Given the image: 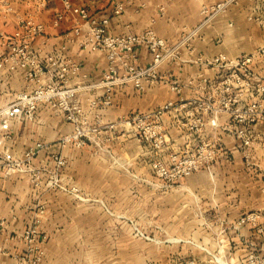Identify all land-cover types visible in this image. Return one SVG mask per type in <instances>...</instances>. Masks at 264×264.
Returning <instances> with one entry per match:
<instances>
[{
  "label": "crops",
  "instance_id": "crops-1",
  "mask_svg": "<svg viewBox=\"0 0 264 264\" xmlns=\"http://www.w3.org/2000/svg\"><path fill=\"white\" fill-rule=\"evenodd\" d=\"M118 1L125 8L120 14L111 15ZM222 1L70 0L72 5L85 7L92 17L107 16L106 29L111 35L152 29L174 47L175 57L162 61L155 71L169 73L184 83L186 109L192 99L203 95L204 89L195 83L221 74L205 64L206 58L218 53L233 58L264 44V24L241 19L252 14L250 0H232L215 20L212 16L201 21L203 5ZM10 2L11 13L0 10V27L10 29L18 17L29 16L49 25L51 44L63 43L73 21L82 23L79 15L64 9L60 0ZM35 10H39L38 15L32 16ZM59 12L64 13L63 19L57 26H51ZM136 49L137 66L151 65L147 49L142 46ZM66 53L81 64L68 83L80 89V101L86 112V118L82 119L84 126L95 129L89 131L80 146L63 140L74 132V124L58 108L45 102L37 105L32 119L0 116V264H18L17 257L26 247L25 232L31 228L36 229L42 240L44 255L40 264H84L81 238L95 236L106 240L102 246L95 244V247L89 242L92 249L88 250L89 260L85 264H97L98 252L106 254L108 264H188L189 261L209 264L206 258L198 262L195 256L209 250L223 252L229 264H245L243 255L250 249L247 242L264 249V125L256 126L263 143L254 149L248 161L251 164L235 149V141L224 136L226 153L213 164L212 175L200 169L168 186L149 175L154 154L130 126L119 122L135 111L150 112L171 99L176 107L161 117L171 148L195 145L202 134L189 137L176 125L184 111L177 109L178 97L170 92L167 82L143 81V89L138 90L130 79H123L120 69L111 86L108 105L90 108L88 100L102 99L104 92L99 82L107 64L105 54L83 51L76 44H68ZM251 67L255 73L264 75L262 58L256 59ZM189 79L193 80L192 84H186ZM5 80L0 84V110L10 104L14 92L25 87L18 71L7 75ZM244 95L247 93L243 89L241 96ZM227 119L226 113L220 117L221 121ZM37 143L42 146L37 148ZM29 150L34 154L28 166L4 168L6 156L23 159ZM57 158L63 160L61 166H57ZM249 211L258 214L256 225L263 229L262 233L247 222L235 227L236 220ZM128 219L148 222L151 226L148 233L155 241L135 238L137 234L130 232ZM130 254L136 255V261ZM148 254H152L149 259Z\"/></svg>",
  "mask_w": 264,
  "mask_h": 264
},
{
  "label": "built area",
  "instance_id": "built-area-1",
  "mask_svg": "<svg viewBox=\"0 0 264 264\" xmlns=\"http://www.w3.org/2000/svg\"><path fill=\"white\" fill-rule=\"evenodd\" d=\"M41 1L44 3L47 0ZM60 1L64 9L78 14L82 20V23L75 20L70 24L63 43L51 44L50 35L47 33L49 25L29 16L18 17L10 29L0 27V84L7 75L11 76L17 71L25 81V87L13 93L12 101L0 110V116L32 119L37 105L45 102L58 108L63 117L74 124V132L63 140L72 141L76 146L82 145L84 138H88L89 131H94L95 128L84 126L82 119L86 118V112L80 101V89L68 83L69 77L76 75L81 65L66 53L68 44H76L83 51L103 52L107 61L99 82L104 88L102 99L88 100L90 108H104L108 105L111 86L121 69L123 79H130L138 90L143 89V81L148 84L167 82L170 92L178 97L177 109L182 108L184 111L176 125L189 137L200 134L203 136L207 132L211 134L202 137L192 149L184 147L173 150L168 132L161 124L162 115L176 107L171 99L150 112L135 111L119 120L130 126L148 151L154 154L151 168L153 174L164 184L169 186L179 183L200 169L209 170L211 164L226 153L224 136L235 141V149L242 152L247 164L252 163L248 161L254 155V149L263 143L256 126L264 125V75L255 73L251 66L258 58L264 61V44L233 58L224 53L206 58L205 64L213 66L221 74L217 78L199 79L195 86L204 89L203 95L192 99V107L188 105L186 109L183 107L184 83L169 73L155 71L162 61L175 57L174 47L169 46L151 29L137 34L111 35L106 29L107 16L92 17L85 7L72 5L70 0ZM124 8L123 2H115L111 15L120 14ZM0 10L11 13L13 8L10 0H0ZM63 17V12L57 13L51 26H57ZM138 46L146 48L151 54V65L137 66ZM4 70L8 74H3ZM192 82L189 79L186 84ZM243 89L247 95L241 96ZM223 113L228 114L225 121L220 120ZM2 124L5 126L6 120L3 119ZM41 146V143L36 144L37 148ZM33 154L29 150L23 159L6 156L3 166L6 170L23 169L28 166ZM56 163L61 166L64 162L57 158ZM257 218L258 214L255 212L246 213L236 220L235 227L247 222L262 233L263 229L257 228ZM136 234L144 236L138 229ZM24 239L26 247L17 257L18 264H40L44 249L36 229H28ZM247 244L250 248L247 264H264V256L258 257L254 254L253 243L249 241ZM188 264L194 262L189 261Z\"/></svg>",
  "mask_w": 264,
  "mask_h": 264
},
{
  "label": "rangeland",
  "instance_id": "rangeland-1",
  "mask_svg": "<svg viewBox=\"0 0 264 264\" xmlns=\"http://www.w3.org/2000/svg\"><path fill=\"white\" fill-rule=\"evenodd\" d=\"M231 1L232 0H223L222 2L217 3V4H213V5L206 4V5H203L204 10H203V13H202V19H201V21L210 19L212 16L214 17V20H215V18H216V16L218 14H220L222 11H224V10L227 9V7L231 3ZM39 2H40V0H39ZM250 4L253 7L251 9V12H252L251 16L249 14H247L246 16H243L241 19L242 20L246 19L247 21H252L254 23L257 22V23H260V26H263V24H264V0H250ZM218 5H219V7H218ZM159 8H161V11L163 10V6H160ZM38 12H39V10H35L34 13H31V15L32 16H37L38 15ZM249 19H251V20H249ZM230 21L231 20H229V22L227 24L228 27H230V25L232 23V21L231 22ZM226 22H225V24H226ZM251 40L253 41V39H251ZM254 40H257V39H254ZM258 46H260V44L259 45H256L254 48L247 49L246 51L247 52H250V51L254 50L255 48H257ZM247 47H249V46H247ZM246 51H242L240 54L242 55L243 53H247ZM210 135L211 134L209 132H207L206 135L203 134L202 137H208ZM194 146L195 145H193L189 149L194 148ZM213 164H211V168H212ZM211 168H209V170L206 169L207 172L210 175L213 174V172L211 171ZM149 175L155 176L153 174V171H152V174H149ZM66 191H68V189H66ZM247 213H251V211H249ZM126 221H127L126 223L129 225V230H130L131 233H134L135 234L136 233V229H138L144 235V236H140L138 234L137 235H134L133 234L135 236V238H137V239H144L146 241H152V242L155 241V238L152 236V234L151 233H148V228L151 229V226H150V224L148 222H144L143 221V222H140L139 223L135 219H128ZM105 240H106V238L101 237V236H95V237H92V238H90V237H82L81 238V247H82V251L84 252V253L82 252V254H81V260L84 261V264H85V261H88L89 260V255L90 254L88 253V250H89V248H91V246L89 245V242L90 241L93 242V245L95 247V244H97V245H101L102 244L103 245V243L105 242ZM99 248L100 247H98V249ZM147 249H148L149 252H152L151 251V248H147ZM98 253L96 254L97 264H108V258L105 257L106 254H98ZM254 254L256 256H258V257L264 256V249H257L255 247ZM151 255L152 254H148V256H147L148 259L150 258ZM248 255H249L248 251H247V253L245 255H243V259H244L245 264H247ZM130 256L133 258L134 261H136V255L135 254H130ZM195 256H196V260L198 262L200 260H203V262H204V259L203 258H206L207 260H209V264H229L228 258H227V256H224V253L223 252H220L219 253L217 251H211V250H209V253L206 252V251H204L202 253L197 252L195 254ZM130 262H132V259H130ZM146 264H150V263L149 262H146Z\"/></svg>",
  "mask_w": 264,
  "mask_h": 264
}]
</instances>
